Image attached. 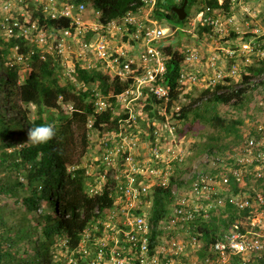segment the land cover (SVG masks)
<instances>
[{
  "label": "built area",
  "instance_id": "obj_1",
  "mask_svg": "<svg viewBox=\"0 0 264 264\" xmlns=\"http://www.w3.org/2000/svg\"><path fill=\"white\" fill-rule=\"evenodd\" d=\"M15 1L16 7L11 3L5 5V15L0 25L3 38L7 42L14 40L11 51L17 64L29 67L28 61L33 56L38 55L41 60H46L50 55L67 69L69 76L77 66L91 71L102 65L106 66L111 76L121 81L131 80L130 86L117 97L118 103L123 106L122 114L127 118L120 120L117 129L109 133V141L102 154L106 168L116 181L115 190L110 193L123 209L121 216L124 215L123 222L127 230H118L116 234H107L102 239L95 238L98 249L93 264H175L176 259L186 254L187 244L176 239L173 234L184 232L190 236L189 227L198 218H209L210 211L227 206L237 209L238 218L221 239L208 246V253L214 255V259H208V264H251L252 258L264 261V192L254 190L253 195V192L248 194L242 190L233 192L230 187L231 178L242 186L252 168L261 177L259 172L264 170L263 127H260L258 136L246 137L243 145L232 154H206L202 163L214 168L217 174L207 177L198 167L194 168L193 174L196 176L190 190L180 195L171 217L162 221L160 230L164 236L156 247V254L150 253L147 234L153 226L147 207H144L147 201L140 197L147 191L143 189L140 193L135 177L137 173H146V170L134 162L131 150L135 146V139L128 129L139 124L136 104L145 92L160 99L169 97L170 89L161 83L166 71V58L157 46L162 41L161 44L164 43L169 29L156 26L151 16L159 2L163 5L160 11L167 13L166 6L170 2L177 4L181 0H137L123 16L116 18L104 16L103 11L96 8L95 0H91L89 5L78 4L75 0ZM13 10L17 14H13ZM62 20H68L69 25L65 28L50 25V21ZM195 20L212 28L219 37L228 36L235 26L233 17H217L211 7L199 12ZM59 25L62 26V23ZM260 33L264 34V30L257 29L254 32L255 35ZM253 42L254 39L249 41L247 51L229 49L225 54L230 57L236 56L237 52L249 54L254 50ZM28 46L30 49L23 52ZM143 46L144 53H139V48ZM185 53L186 67L180 80L183 83L189 77L193 83L196 76L188 68L198 62L199 54L194 49ZM259 54L264 57V53L259 51ZM215 60L216 57L212 59L213 66L216 65ZM249 61L247 58L246 62ZM237 72L239 69L234 66L231 73L234 75ZM217 77L221 78L222 74L219 73ZM81 88L86 86L82 85ZM93 92L96 94V108L104 112L111 103L100 95L97 87L93 88ZM164 130L173 132L176 128L167 123L156 126L155 141L150 150L152 159L157 162L168 157L179 165L183 164L186 151L182 145H176L175 140L171 135H166ZM163 140L169 143H163ZM122 150L130 153L122 165L124 169L117 165ZM148 173L155 177L158 172L150 170ZM106 177L98 179L97 183H105ZM193 178L192 175L190 180ZM173 192L176 194L177 189L174 188ZM190 247L195 251L203 250V245L195 237H191Z\"/></svg>",
  "mask_w": 264,
  "mask_h": 264
},
{
  "label": "trees",
  "instance_id": "obj_2",
  "mask_svg": "<svg viewBox=\"0 0 264 264\" xmlns=\"http://www.w3.org/2000/svg\"><path fill=\"white\" fill-rule=\"evenodd\" d=\"M136 1L102 0V8L111 17L121 16ZM184 3L183 0L178 7ZM209 5L214 9H229L231 2L226 0L220 5L218 0H212ZM167 10L170 14L156 11L154 18L158 21L168 20L182 24L179 25L182 27L186 25L187 19L180 21L172 12V7ZM67 23V20L63 21L64 26H67ZM54 24L58 25L57 22ZM199 32H206V29L201 28ZM232 37L235 38V35ZM179 41L178 39L165 48V55L169 57L166 60L165 82L172 87L174 97L178 95L177 82L185 60V56L179 52ZM256 45L258 47L251 56L250 64L243 65L237 58L230 59L231 66L238 67L241 72L244 69V73L227 78L216 87L202 92L199 97H193L192 93L196 87H191L187 95V99L193 100L191 104L183 105L180 102V135L188 139L186 135L197 127V133L202 129L209 131L205 135L201 134L205 140L196 138L191 144L193 151L189 158L199 157L204 152L232 154L245 141L247 134L242 131L245 126L242 114L251 117L247 114L251 111L250 100L256 101L255 96L261 95L256 114L264 111V80L262 82L259 79L264 74V57L259 54V50L264 53V36L259 38ZM0 47V70L5 71L7 75V78L0 76V92L3 93L0 101V264H62L54 262L56 239L66 235L69 238L70 252L82 251L81 234L91 219L90 210L96 201L86 193L89 177L86 175L87 170L82 166L83 154L78 151L73 130L75 122L86 127L93 106L85 103L88 93L75 94L72 86L60 85V78L52 66V61L40 64L37 71L23 76L19 66L5 67L11 44L5 43L1 36ZM240 65L243 67L240 68ZM79 78L88 84L100 81L105 95L112 91L118 94L126 87L118 82L110 85L109 79L101 73L81 72ZM237 79L242 81L240 83L243 87L234 89L233 84ZM206 94L212 95L208 102L194 107L195 102L198 104ZM60 97H63L65 102H72L76 107L77 111L72 118L60 109ZM31 105L36 107L34 120H31L28 117L29 112L24 110V107L29 108ZM163 107L170 113L173 104L149 99L143 111H147V117L156 118ZM5 108L13 111L14 115L7 118L2 112ZM60 110L58 118H55L53 114ZM111 118V112L104 114L96 121V127H99L101 122H107L114 128L116 125L111 122ZM252 119H255L254 115ZM43 124L54 125L57 135L46 145L34 146L28 142V130L34 125ZM251 134L257 135L256 129ZM81 135L80 142L85 152L88 147L86 131L83 130ZM207 169H210V174L213 175L218 172L211 166ZM261 172L264 170L259 173ZM244 180V185L241 186L231 178L230 187L233 192L246 191L247 184L254 185V182H257V190L264 192V177L257 176L254 168ZM40 187L42 190H39ZM172 198L171 189H158L154 192L151 219L155 224L169 215ZM44 203L48 204L49 210H42ZM107 205L110 203L102 209ZM228 211L232 222L236 211L232 207H228ZM226 222L227 220L223 221L225 225ZM200 230L205 234L207 244L215 240V236H209L210 231L206 224H200ZM96 237L101 238V234L98 233ZM156 237L157 233H154V238ZM97 245L93 243L90 246L93 250V255L89 258L91 261L97 259ZM76 256L81 257L80 254Z\"/></svg>",
  "mask_w": 264,
  "mask_h": 264
},
{
  "label": "clouds",
  "instance_id": "obj_3",
  "mask_svg": "<svg viewBox=\"0 0 264 264\" xmlns=\"http://www.w3.org/2000/svg\"><path fill=\"white\" fill-rule=\"evenodd\" d=\"M91 0H75L76 3L80 4V3H85L86 5H89ZM189 1L188 0V4L185 8L186 13L188 5H189ZM197 2L203 3L202 6H198L194 11L191 12V14L187 13V16L185 18L186 21V25L185 26H179L176 23L172 22V21H168V20H162V21H158L154 18V13L156 11H159L163 14H170V12L167 10L168 7H172V12H173V8H181L178 7L181 2H183V0H181L179 3L177 4H172V2H170V4H168V6H166V11L162 12L160 11V8L163 5H159L161 4L160 2L158 3L156 10L154 11V13L152 14L151 18L152 20L155 21L156 26L161 27L162 29H169V33H167V37H165V41L163 44L159 43L158 49H160L164 55V57L166 58V60L169 59V57L167 55H165V48H167L170 43L175 42L176 40H174L175 36H178L179 40L181 38L187 37V36H192V30H190L189 26L194 27L195 29H201V28H205L206 29V33L208 38H211L214 41L217 40H224V39H228L231 36H233V34L236 36L239 35V32H237V20H236V16H235V12H236V6L238 4L237 0L235 2H233L232 0H227L231 2V6L229 7V9H214L213 7H211L209 5V2L212 0H196ZM226 0H222V2L220 0H218L220 5H223L225 3ZM14 2V3H13ZM137 2V1H136ZM185 2V0H184ZM11 3L12 5H14L16 7V1H8L6 4ZM96 3V8L98 7V9H101L104 13V16H110L108 14L105 13L104 9L102 8V0H95ZM185 4V3H184ZM184 6V5H183ZM207 7H211L213 9V14L217 17L220 18H228V17H233L234 21H235V26L233 27L232 32L227 36L224 37H219L218 35L215 34V32L212 30V28L206 27L200 23H197L195 20L196 15L199 12L205 11ZM89 10H91V7H89ZM16 10H13L12 13L13 14H17L16 12H14ZM5 15V14H4ZM0 16V22H1V18L4 16ZM124 15V14H123ZM121 15V16H123ZM29 16V15H28ZM30 17V16H29ZM44 16H42L41 18H43ZM111 17V16H110ZM116 17H120V16H116ZM114 17V18H116ZM35 19H40V18H33ZM184 20V21H185ZM63 21H50V25L57 27V28H65L66 26L63 25ZM68 21V20H67ZM54 22H57V26L56 24H54ZM62 23V26H60L59 24ZM171 24L170 27L167 26V24ZM69 25V21L67 23V26ZM178 29V30H177ZM181 29H185L186 31H182ZM261 30H264L263 28H258ZM256 30H254L252 32V39H254L253 42V46H254V50L253 52L249 53V54H242L241 52L240 55L243 56V61L244 63H242L243 65H248L250 64V62L252 61L251 56L253 54H255V50L257 49V41L259 40V38H261L262 36H264V34L260 35H255L254 32ZM169 35V36H168ZM0 36L1 38L4 40L5 43L7 44H11L10 47V53L8 55L7 60L5 61V65L7 67H15V66H19L20 67V74H23V76H26L25 74H29L32 71H37L39 68V65L42 63H45L47 61H52V66L53 68L56 70L59 78H60V85L61 86H72L74 88V93L75 94H79L81 92L83 93H88V99L86 100L85 103H89L91 106H93V111L91 112V114L88 116V120H87V125L86 127H82L81 125L75 126V124L77 122L74 123V127L73 130L74 132H76L77 127H79L80 129V134L77 135L75 133V141L77 140V147H78V151L83 154V162H82V166L87 170L86 175L89 177V180L87 181V189H86V193L90 198H94L96 201L94 203L93 208L90 210L91 212V219L89 220L86 228L84 229V231L81 234V250H78V252H70V249L68 247V243H69V238L68 236L64 235L62 237H58L56 239V241L60 240V243L57 244V242L55 243L54 247L55 249H58V246H60L61 252H65V254L68 256V264H93V260L91 261L89 258L92 257L93 255V250L90 249L91 244L95 243L94 239L97 238L96 235L98 233L101 234V238H97V239H102L105 235L107 234H111L114 235L116 234V232L118 230H127V228L124 226V215L121 216V214L123 213V209L121 207V205H118L116 200L114 198H112V194L110 193V191H114L115 187H116V181H114V179L111 177V173L110 170L108 168H106V165L104 164V160H103V152L105 150L104 146L106 144V142H108L109 138V133L115 131L117 129V127L119 126V121L122 119H126L127 116L122 114V108L123 106L121 104L118 103V96L121 95L123 92H125V90L130 86L131 80L129 81H121L118 77H113L110 74H108V69L106 68V66H102L99 65L98 69H94V70H86V69H82L80 66H77L75 69V72L72 75H67L66 73V68H63L60 64V62L58 60H56L54 57L48 55L46 60H41L39 58L38 55H35L32 57L31 60H29V67L25 66V65H20L16 63V60L14 59V54L11 51V49L13 48V46L15 45L14 40H11L9 42H7L4 38H3V34H2V29H1V25H0ZM257 37V39L255 40V38ZM249 40V41H250ZM161 44V45H160ZM137 47L138 45L135 44ZM160 45V46H159ZM1 48V47H0ZM29 46L27 48L23 49V52H27L28 51ZM189 49H194V47L188 45L186 46L185 50H179L180 54H183L186 58V53L187 50ZM243 49V48H240ZM240 49H237L236 51H239ZM139 53H144L145 47H141L139 48ZM195 50V49H194ZM229 50V49H228ZM234 50V49H231ZM244 50V49H243ZM199 54V60L198 62L188 68V71H193L192 75L196 76V81L195 82H191L189 77H187L183 83H181V75L183 74V69L186 67L185 66V60L183 63V67L180 73V77L178 79V87H177V92L178 95L177 97H174L172 95V90H171V86L168 85L165 82V74L167 73V65H166V61H165V66H166V71L164 73V78L162 80V84L165 85L167 88H169V97L167 98H158L155 95L151 94V93H147L145 92L144 96L142 99H140L138 101V103L136 104L137 106V110H139L138 113V125L133 126L131 128L128 129L129 132L133 133L134 139H135V146H133V149L131 150L132 152V156L134 159L135 164L140 165L143 170H146V173H137L135 174V177L137 178V182H136V187L138 188V190L140 191V193H142L143 189H145L147 192L145 194H141L140 197H144V201H147V204L144 205L146 211L149 213V221L150 224L153 226V228L150 230V232L147 234V238L149 241V248H150V253L152 255L156 254V247H158V245L161 243V240L163 238V232L160 230L161 227V223L164 220H167L168 218L171 217V215L173 214V209L177 206V202L178 199L181 197L180 195L188 192L190 190V186L192 185L196 174L194 173V168L198 167L199 171H203L204 175L207 177H212L214 176L213 174H210V169H207V167H209L208 165L202 163L200 160H198L199 157L195 156L193 157V163L191 165V171L189 173H187V170H184L183 167L186 166L188 164L189 161L188 158L191 156V152L193 151V147H192V142H188L185 136L180 135L179 130L181 129L180 125H181V105L180 102L184 105V104H191V102L193 101L192 98L187 99V95L189 93V91L191 90V87H195L198 85H202L205 86L204 83H202V80L199 78V75L196 73V71L194 70V67L201 61V57H200V53L198 50H196ZM225 51V50H224ZM244 51H247V49H245ZM260 51V50H259ZM184 52V53H183ZM238 53V52H237ZM227 56V55H226ZM216 57L215 60V64L216 61L218 59L217 56H213L210 60V66L211 67H216L212 65V59ZM229 58H237L238 54H236V56L234 57H230L227 56ZM249 58L250 61L246 62V59ZM10 64H13V66H11ZM5 66V67H6ZM17 68V67H15ZM234 67H232L229 71V73L224 74L223 72H219L222 74L221 78H218V74L217 72L214 73V77L212 80H210L208 82V86H209V90L210 88H214L217 85H219L221 82H223L224 80H226L227 78H231V77H235V76H239L240 74L244 73V69L241 72L239 70V72H237L236 74H232V70ZM239 69V68H238ZM81 72H87V73H101L103 76L107 77L109 79V84L113 85L114 83H120L125 85L126 87L124 88V90L118 94H115L113 91L111 93H109L108 95H105L102 92V88H101V84L100 81H95L94 83H86L84 81H82L79 78V75ZM227 75V76H225ZM259 79L263 82L264 80V74L259 77ZM160 82V80L158 81V83ZM21 83V80L19 81V84ZM235 87L234 89H239L242 88L243 85H240L239 88H237V82L234 83ZM233 84V86H234ZM82 85H85L86 88H81ZM97 87V90L99 91L100 95H102V97L104 99H108L109 103H111V106L109 108H107L104 112H100L96 106H95V100H96V94L93 92V88ZM199 87V86H198ZM207 89V90H208ZM212 97V95H205L200 102L197 104L195 102L194 107H197L203 103L208 102V100ZM262 96L258 95L255 96V102L259 103V101L261 100ZM149 99H155L158 100L160 102L165 101L166 103H172L173 104V108L171 109L170 113H167L165 110V107H163V109L159 112V114L157 115L156 118H151V117H147V111L144 112V106L148 103ZM60 109L63 112H67L69 114V116L72 118L74 112L77 111L76 107L74 106V104L72 102H65L63 97H60V103H59ZM55 112L56 113V117L58 118V113L61 112ZM111 112L112 113V118H111V122H115L114 124L116 125L114 128H112V126L107 123V122H101L99 124V127H96V121L102 117L104 114ZM120 113V114H118ZM55 117V118H56ZM151 118V119H150ZM170 124V125H174V127L176 128V130H174L173 132H169V131H165L166 135H171V137L175 140V144L179 145L178 139L181 138L182 139V143L180 145H182L183 150L186 151V158L183 164L179 165L177 162L169 159L168 157H164L161 161H157L155 162L150 154V150L152 148V145L155 141V137H154V132L156 130V126H163V124ZM134 125V124H133ZM179 125V128H178ZM260 127L264 128V124H260L257 125V127H255L254 129H256V134H251V132H249L246 137L248 136H258V131L260 129ZM86 131V137L88 140V147L86 149V151L84 152V149L82 148L81 150L79 149L78 146V137L82 138V132ZM253 132V131H252ZM251 134V135H250ZM57 135L56 129L54 125L51 124H43V125H34L32 127L29 128L28 130V142L31 143L34 146H41V145H46L48 144L50 141H52ZM77 136V137H76ZM132 136V137H133ZM163 143H169V141L163 140ZM81 145V142H80ZM82 146V145H81ZM111 147H114V145H111ZM205 154H209L208 152H204ZM130 153L129 151H125L122 150L119 154V159H118V164L120 165L122 169H124V167L122 166L125 161L127 156H129ZM150 170H156L158 173L157 175L154 176H150V174L148 173V171ZM182 172V174H181ZM217 174V173H216ZM194 176L193 180H190L191 176ZM103 176H107L106 177V181L103 184H99L97 183L98 179L101 180ZM244 185V184H243ZM174 188L177 189V193L174 194ZM158 189H171V194L173 196L172 198V204L170 206V212L169 215L167 217H165L164 219H162L158 224H155L153 222V220L151 219L152 217V209H153V202H152V196L154 194V192ZM219 189V188H218ZM232 189V188H231ZM39 190H42L41 187L39 188ZM220 190V189H219ZM233 191V190H232ZM261 191V190H259ZM245 193H252L253 191H244ZM183 196V195H182ZM217 196V195H215ZM214 196V197H215ZM103 197H105V201H103ZM107 199V200H106ZM110 203V205H107L104 209H102V207L106 204ZM228 207H232V206H227L225 208H219L217 210H213L210 211L209 214V218H198L194 223L191 224V226L189 227V231L191 232V235H185L184 232L181 234H173L174 237L178 240H180V236H188L190 237V241H191V237H195L197 238L200 243L201 240H203L205 242V244L203 245V250L202 251H195L194 252L197 254V260L195 264H208V259H214V255L208 253L207 248L210 244L216 242L218 239H221L224 234L226 233V231L229 229V227L231 226V224L237 220L238 218V211L236 208L232 207L235 209L236 216L235 219L231 222L230 221V215L227 214L228 211ZM222 212L223 215L222 217L225 218L224 220H227L226 225L223 224V230H222V235L219 238H215V240L209 244L206 243L205 240V234L200 230V224H206V228L209 230L208 228V220H210L213 216H215V214H221ZM227 215V216H224ZM85 215L84 213H82V218H84ZM223 220V221H224ZM210 231V230H209ZM154 233H157V237L154 238ZM209 236L210 232H209ZM213 237V236H211ZM181 241V240H180ZM183 242V241H182ZM80 254L81 257L78 258L76 255ZM182 257V256H181ZM178 260V259H176ZM254 262V258H252V263Z\"/></svg>",
  "mask_w": 264,
  "mask_h": 264
},
{
  "label": "rangeland",
  "instance_id": "obj_4",
  "mask_svg": "<svg viewBox=\"0 0 264 264\" xmlns=\"http://www.w3.org/2000/svg\"><path fill=\"white\" fill-rule=\"evenodd\" d=\"M8 1H13V0H0V16L5 14V5ZM238 4L236 6V20H237V32H239V35L233 38L232 36L228 39L224 40H217L214 41L211 38H208L207 33L203 32L200 33V29L194 28L192 26H189L190 30H192V36H187L184 38H181L179 41V49L185 50L186 46L190 45L194 47L195 50H198L200 53L201 61L194 67V70L196 73L199 75V78L202 80V83L205 84V86L198 85L195 86L196 89L192 93L193 97H199L201 96L202 92L206 91L209 86L207 85L210 80L213 79L214 73L217 72L219 73L220 71L223 72L224 74L229 73L230 69L232 68V61L230 60L231 58L227 57L225 54V51L228 49H240L243 48L248 49L249 47V40L252 39V32L254 30H257L258 28H263L264 27V0H237ZM14 3V2H13ZM173 3H171L172 5ZM203 3L197 2L196 0H190L189 5L187 8V11L189 14H191L192 11H194L198 6H202ZM98 9V7H97ZM170 23L167 24V26L170 27ZM177 25H182V24H177ZM178 36L174 37V40H178ZM181 50V51H182ZM225 50V51H224ZM238 57L237 61L239 63H244L243 61V56L240 55L238 52ZM213 56H217L218 59L216 61V67H211L210 66V60ZM6 66V65H5ZM243 67V65H240V68ZM0 76L7 78V75L5 71L0 70ZM227 76V75H225ZM237 82V88L242 85L239 81V79L235 80ZM235 86V84H234ZM3 93L0 92V101L2 100ZM251 108L250 112L247 113L251 117L247 116L246 114H242L244 119H245V126H243L242 131L244 134H248L249 132H252L254 128L257 125L264 124V111L260 114H256L257 112V103L254 100H250ZM3 106V105H1ZM7 109L9 106H7ZM2 109V112L6 114L7 118L12 117L14 115V112L11 111L10 109L7 110ZM24 110H27L28 117L31 120H34L36 117V107L31 105L29 108H25ZM255 116V119H252V116ZM54 117H56V113L53 114ZM75 126H78V123L75 124ZM164 128V127H162ZM198 127L196 128L195 131L190 132L187 134V141L194 142L196 141V138H201V140H205V137H201V134L205 135L209 131H206V129H202L200 133H197ZM77 135L80 134V129L77 127L76 132ZM77 137V136H76ZM190 140V141H189ZM204 142V141H203ZM178 144L182 143V139H178ZM78 146L79 149H82V146L80 145V138L78 137ZM201 157L198 158L201 162L205 161V156L206 154H200ZM196 159V157H195ZM188 164L183 167L184 170H187V173L191 171V165L193 163L192 158H188ZM206 165H208L206 163ZM182 174V172H181ZM259 174H262L264 177V172H261ZM261 175V176H262ZM257 182H254L253 184H250L245 187L246 191H253L258 189V185L256 184ZM48 204L44 203L42 210H49L48 209ZM224 212L221 214H215L210 220H208V228L210 230V235L215 236V238H219L222 235V230H223V220L225 218L222 217ZM224 216H227L224 214ZM180 240L185 242L187 244V251L186 254L180 257L178 260H175V264H195L197 260V254L194 252L192 247H190V237L188 236H180ZM60 243V240L57 241V244ZM202 244H205L203 240H201ZM55 248V247H54ZM54 262H60L62 264H68V256L65 254V252H61L60 246H58V249H56V254L54 257ZM86 264V263H85ZM253 264H264L263 260H257L254 259Z\"/></svg>",
  "mask_w": 264,
  "mask_h": 264
},
{
  "label": "water",
  "instance_id": "obj_5",
  "mask_svg": "<svg viewBox=\"0 0 264 264\" xmlns=\"http://www.w3.org/2000/svg\"><path fill=\"white\" fill-rule=\"evenodd\" d=\"M187 4H188V0H185L184 6H182L181 8H173V12L178 16L180 21H184L187 16V13L185 10Z\"/></svg>",
  "mask_w": 264,
  "mask_h": 264
}]
</instances>
